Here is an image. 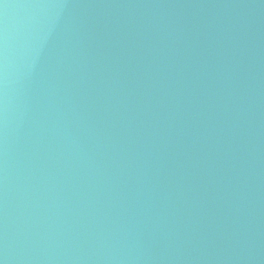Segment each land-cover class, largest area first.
I'll use <instances>...</instances> for the list:
<instances>
[{"label":"water","instance_id":"95a60500","mask_svg":"<svg viewBox=\"0 0 264 264\" xmlns=\"http://www.w3.org/2000/svg\"><path fill=\"white\" fill-rule=\"evenodd\" d=\"M0 264H264V0H0Z\"/></svg>","mask_w":264,"mask_h":264}]
</instances>
